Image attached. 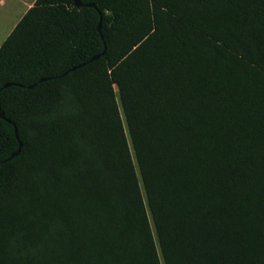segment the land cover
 Segmentation results:
<instances>
[{
	"label": "trees",
	"instance_id": "trees-1",
	"mask_svg": "<svg viewBox=\"0 0 264 264\" xmlns=\"http://www.w3.org/2000/svg\"><path fill=\"white\" fill-rule=\"evenodd\" d=\"M78 1L0 45V264H264V0Z\"/></svg>",
	"mask_w": 264,
	"mask_h": 264
},
{
	"label": "crops",
	"instance_id": "crops-1",
	"mask_svg": "<svg viewBox=\"0 0 264 264\" xmlns=\"http://www.w3.org/2000/svg\"><path fill=\"white\" fill-rule=\"evenodd\" d=\"M35 1L0 0V26H13L14 28L27 10L33 6Z\"/></svg>",
	"mask_w": 264,
	"mask_h": 264
},
{
	"label": "water",
	"instance_id": "water-1",
	"mask_svg": "<svg viewBox=\"0 0 264 264\" xmlns=\"http://www.w3.org/2000/svg\"><path fill=\"white\" fill-rule=\"evenodd\" d=\"M73 3H74V6L77 7V8H81L82 6L94 7L92 4L83 5V4H82L80 1H78V0H73ZM97 30H98V31L100 30V25H98ZM103 53H104V51L102 52V54H103ZM102 54H101V55H102ZM98 58H99V55L94 56V57L91 58L90 61L97 60ZM80 67H82V65H79V66H76V67H74V68H71L69 71H74L75 69L80 68ZM63 75H65V74H63ZM63 75H62V76H63ZM40 81H42V80H40ZM9 85H10V84H5L3 87L6 88V87H8ZM32 87H34V85L28 86L27 88H28V89H31ZM0 119H4V116H3V113H2L1 110H0ZM4 120H5L6 122L10 123L9 120H7V119H4ZM14 135L16 136V129H15V128H14ZM20 147H21V145H20V143H19V147H18L14 152L11 153V155L9 156V158H8L7 160H11V159L14 158L15 156H17L18 153H19Z\"/></svg>",
	"mask_w": 264,
	"mask_h": 264
},
{
	"label": "rangeland",
	"instance_id": "rangeland-1",
	"mask_svg": "<svg viewBox=\"0 0 264 264\" xmlns=\"http://www.w3.org/2000/svg\"><path fill=\"white\" fill-rule=\"evenodd\" d=\"M13 26H0V45L10 33Z\"/></svg>",
	"mask_w": 264,
	"mask_h": 264
}]
</instances>
